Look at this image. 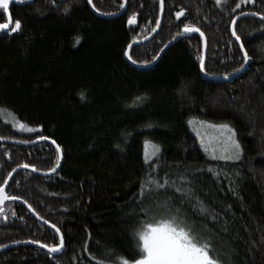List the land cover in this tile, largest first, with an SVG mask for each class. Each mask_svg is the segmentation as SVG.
I'll use <instances>...</instances> for the list:
<instances>
[{"label":"trees","instance_id":"obj_1","mask_svg":"<svg viewBox=\"0 0 264 264\" xmlns=\"http://www.w3.org/2000/svg\"><path fill=\"white\" fill-rule=\"evenodd\" d=\"M127 3L114 19L97 16L88 0H34L10 8L21 28L0 32V137L14 141L0 142V187L25 163L37 171L57 166L52 144H18L39 135L60 145L63 164L48 177L21 170L12 178L8 195L27 201L37 216L21 202L0 205V245L59 243L42 217L61 230L65 249L57 256L39 245H20L0 253V264H122L139 258L133 229L145 220L167 219L157 206L166 197L182 223L210 238V254L221 264H264V21L248 17L236 24L250 59L247 69L228 81L210 80L201 72L203 39L195 34L173 44L149 69L130 64L129 44L155 30L161 11L159 0ZM93 4L114 14L124 0ZM163 10L159 32L132 50L133 60L154 62L187 23L207 39L206 73L226 77L246 63L232 21L243 12L264 16V0H164ZM189 121L229 125L240 159H212ZM146 140L160 148L150 159L154 168L145 163ZM150 173L186 183L208 213L193 208L195 200L181 201L174 188L137 199ZM179 175L188 180L179 181Z\"/></svg>","mask_w":264,"mask_h":264},{"label":"snow or ice","instance_id":"obj_2","mask_svg":"<svg viewBox=\"0 0 264 264\" xmlns=\"http://www.w3.org/2000/svg\"><path fill=\"white\" fill-rule=\"evenodd\" d=\"M19 0H0V20H4L6 16V22H0V30H9L11 32H16L21 28V22L19 19L13 20V17L9 11L10 4L18 3ZM217 3L220 0H216ZM91 4L92 0H88ZM160 11L163 12L164 0H159ZM94 7V5H93ZM236 7H240L239 4ZM99 11V9H97ZM184 14V10L176 12V17L179 18ZM257 15H260L257 13ZM129 24L135 23V15L129 17ZM235 25V21H232ZM10 25L12 27L10 28ZM156 27H159V21H156ZM183 31L185 33L198 32L200 36H204V33L200 28L195 25H190L185 23L183 25ZM232 35L235 36L237 41H240L241 37L237 34L235 27L232 29ZM131 47V45H129ZM240 48H244V44H240ZM127 55L128 60L132 63H136L131 55ZM244 62H246L249 57L247 51L243 54ZM201 70H204V62H200ZM82 95V94H81ZM139 99V98H137ZM192 123V121H189ZM23 127V125H21ZM222 129L227 130L228 136L225 138L226 143L224 144V150L230 151L231 155H226L221 157L224 160H238L241 157L242 149L238 140L235 139V131L229 125L223 124L219 126ZM3 139V137H0ZM38 140L46 141L49 137L44 135H39L36 137ZM55 145L56 151H60V145L56 143L55 140L51 141ZM151 145L152 151L149 152V147ZM144 155L145 163L149 164L150 168H154L156 162L152 161L150 163L151 156H157L160 148L159 145H153L151 141L144 142ZM60 157L57 156L56 163L59 165ZM19 167V166H18ZM25 169L31 168L33 171H37L35 165H30L25 163L23 165ZM15 171V169H13ZM49 172H54L55 168L48 169ZM11 175V174H9ZM179 181H187L188 178L184 175H179L177 177ZM4 183H7L5 181ZM174 188L176 193H180L181 201L188 200L190 204L195 200L196 203L192 204L193 208H199L201 214L208 213V209L205 207L204 203L200 198L194 195V190L187 186L186 183L177 184L176 180L165 177L158 179L151 173L147 175V178L141 182V187L137 193V199H143L145 194L151 195L153 193L159 194L160 190L167 192L168 190ZM5 199H20L17 196H6L4 188L0 187V205H2ZM169 198H165L164 201L158 203V207L165 210L168 214L167 219H160L156 222H148L147 220L138 224L136 228L133 229L132 238L134 240V247L137 249V255L139 258H133L132 260L122 259V264H221V260L211 255L213 251V245L211 244L210 238L201 237L188 223L181 222L182 217L180 216L179 210L174 209L169 203ZM27 203V201H25ZM31 208V205H29ZM142 211H147L142 209ZM41 219H43L41 217ZM212 219H217L216 216H212ZM51 227L55 229L56 233H60V229L52 224ZM227 231L225 227L223 229ZM15 242V241H14ZM31 243L39 244L42 248L48 250L49 254L59 253L64 247V237L61 233L59 236V243L47 244L41 243L39 240H32ZM3 247V245H0ZM86 250V249H85ZM95 259V257H93ZM98 264H104V261H98Z\"/></svg>","mask_w":264,"mask_h":264},{"label":"water","instance_id":"obj_3","mask_svg":"<svg viewBox=\"0 0 264 264\" xmlns=\"http://www.w3.org/2000/svg\"><path fill=\"white\" fill-rule=\"evenodd\" d=\"M34 0H19L18 3H14L18 6H24V5H27V4H30L32 3ZM63 1H66V0H63ZM89 4V3H88ZM11 5V4H10ZM93 0H92V3L89 4V7L90 9L92 10L93 13H95L97 16H100L102 18H106V19H114V18H118L120 17L121 15H123L126 10H127V0H124V5H123V8L118 12V13H114V14H105V13H102L100 11H97V9L95 8V6L93 7ZM9 11H10V8H9ZM163 16H164V10L163 12H161L160 14V18H159V27H156L155 30L147 37L143 38V39H140V40H135L133 42H131L129 45H131V47L128 46L127 48V51L126 53L128 55H131V52L132 50L138 46V45H141V44H144V43H147L149 42L150 40H152L155 35L159 32L161 26H162V22H163ZM248 17H251V18H256L258 20H262L264 21V16L263 15H257L256 13H250V12H243V13H240L238 14L234 19L233 21H235V25H231V31L233 29V27H235L236 29V24L238 21L244 19V18H248ZM131 24H129L130 26ZM12 27V25H10V28ZM0 32L2 33H8L9 30H0ZM199 35L200 36V33L198 32H189V33H185L183 30L181 32L180 35H178L177 37H175L174 39H172L171 41H169L165 47L161 50L160 54L158 55V57L155 59L154 62L148 64V65H140L138 63H132V61L128 60L127 58V55H126V58L127 60L129 61L130 64L134 65L135 67L139 68V69H149L151 68L152 66H154L155 64H157L160 60V58L162 57L163 53L168 49L170 48L173 44L179 42L180 40H183L184 38H188V37H191L192 35ZM202 39H203V62H204V70H201L202 74L204 77L210 79V80H224V81H228V80H231L233 79L234 77L240 75L245 69H247L248 65H249V62H250V59H248L245 63V65L239 70L237 71L236 73H233L232 75L230 76H226V77H215V76H211L209 75L208 73H206L205 71V61H206V57H207V48H208V45H207V39L204 36H201ZM234 39L236 40L235 36H233ZM237 41V40H236ZM237 43L239 44V47H240V44L242 43L241 40L240 41H237ZM243 54H244V51L245 49H241ZM52 139H48L46 141H42V140H38L36 139L35 141H33L32 143H18V142H15V143H18V144H21V145H29V146H32V145H35V144H38V143H42V142H46V143H50L52 144ZM0 142H5V143H14V141H10V140H5V139H0ZM54 147L55 145L52 144ZM56 148V147H55ZM59 154V157H60V160H59V165H57L55 167V171L54 172H49V171H33L31 168H27L25 169L23 166H20V167H17L15 169V171H12L11 175H9L8 179L6 180L7 183H5L2 187L4 188V192H5V195L6 196H9L8 193H7V188L12 180V178L18 173L20 172L21 170H30V171H33L35 174H38L40 176H43V177H48V176H51V175H54V174H57L61 167H62V164H63V152H62V149L60 147V151L58 152ZM11 201H17V202H21L23 204H25L28 209L32 212L33 215H36L35 212L32 210V208L29 207V205L27 203H25L24 200L22 199H16V200H12V199H5L4 203L1 205L2 207L5 206L6 203L8 202H11ZM37 216V215H36ZM40 219V218H39ZM40 221L48 224L50 227H51V224H49L47 221L45 220H42L40 219ZM55 230V229H54ZM61 230H60V233H57L59 236L61 234ZM20 245H33V243L31 242H18V243H14V244H10V245H6V246H3L2 248H0V253H2L3 251L5 250H8L10 248H13V247H16V246H20ZM35 245H39V244H35ZM40 246V245H39ZM64 249H65V241H64V247L63 249L61 250V252L59 253H52L53 255H61L63 252H64ZM47 250V249H46ZM48 251V250H47Z\"/></svg>","mask_w":264,"mask_h":264},{"label":"rangeland","instance_id":"obj_4","mask_svg":"<svg viewBox=\"0 0 264 264\" xmlns=\"http://www.w3.org/2000/svg\"><path fill=\"white\" fill-rule=\"evenodd\" d=\"M246 1V0H245ZM252 1V0H247ZM220 125H213L207 122H194L191 125L193 133L197 136L201 142L204 150L207 154L215 160L222 161H237V160H224L221 157L231 155L230 151L224 150V144L226 143V137L229 135L227 130L219 127ZM235 139L237 140L236 136ZM152 151L151 145L149 152ZM154 156H151L152 159ZM239 160V159H238Z\"/></svg>","mask_w":264,"mask_h":264},{"label":"flooded vegetation","instance_id":"obj_5","mask_svg":"<svg viewBox=\"0 0 264 264\" xmlns=\"http://www.w3.org/2000/svg\"><path fill=\"white\" fill-rule=\"evenodd\" d=\"M14 3L10 5V8L13 7ZM1 22H6V21H1Z\"/></svg>","mask_w":264,"mask_h":264},{"label":"bare ground","instance_id":"obj_6","mask_svg":"<svg viewBox=\"0 0 264 264\" xmlns=\"http://www.w3.org/2000/svg\"><path fill=\"white\" fill-rule=\"evenodd\" d=\"M251 13V12H250ZM257 14V13H256ZM62 255V254H61Z\"/></svg>","mask_w":264,"mask_h":264}]
</instances>
